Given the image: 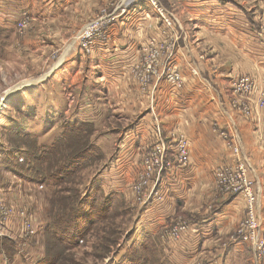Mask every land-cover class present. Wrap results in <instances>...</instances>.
Masks as SVG:
<instances>
[{"label":"rangeland","instance_id":"1","mask_svg":"<svg viewBox=\"0 0 264 264\" xmlns=\"http://www.w3.org/2000/svg\"><path fill=\"white\" fill-rule=\"evenodd\" d=\"M30 1L23 2L28 9L20 12L19 8L15 10L11 6L9 9L15 11L8 14L12 27H0V264H39L45 256L55 260L53 264H135L136 260L139 264H224L226 256H229V264H244L243 260L248 261V258L246 264H263L264 256L258 263L255 261L253 245L263 239L264 229H249L248 235L253 232L254 239L232 243L231 235L239 233V221L219 232L201 227V222L192 221L186 210L181 211L178 202L176 206L169 202V198L180 195L181 183L177 178L180 169H185L175 161L171 138L186 135L179 127L167 126L161 120L162 115L171 112H163L157 94L165 95L172 102L179 100L187 84L184 72H189L194 79H202L198 64L201 60L213 69L226 72L227 65L234 63L227 59L226 52L224 58L216 60V48L220 46L198 44L190 16L176 0H157L170 24L162 20L149 2L147 6L152 11L144 8L138 12L125 7L133 0H81L52 22L51 16L40 20L35 15L37 7H32ZM236 1L250 9L255 19L253 24L256 21L264 35V6L259 0ZM116 6L119 8L114 9ZM152 14L161 22L155 24L154 33L147 32L157 19L154 20ZM102 15L118 19L110 21L114 23V35L97 40L92 51L82 53L75 36L90 20ZM185 38L189 46L191 40L194 42L192 46L197 56L190 58L184 53L181 45ZM115 50L118 55L101 57L96 53ZM73 66H77L78 71L71 80L75 79L78 87L63 82L66 81L63 70ZM167 68L183 79L180 87L165 78L163 72ZM239 76L252 83L249 97L233 94L232 85L226 84L229 100L225 107L229 105L232 109L234 98L236 105L244 101L254 111L258 90L264 86L263 77L255 71ZM86 86H90L88 94H85ZM191 108L186 110L190 113ZM234 112L237 117L252 115L250 112L244 116L236 108ZM139 113L140 116L150 114L151 121L139 123ZM71 123H87L89 131L86 135L83 130L72 131L71 147L61 146L55 155L40 158L39 145L49 148L62 136L64 126ZM211 125L210 129L217 132L213 120ZM29 137L36 140H26ZM89 143L95 147L91 159H85L76 172L66 177L69 179L54 183L41 176L34 177L37 172L46 173L48 163L51 169L50 164L83 154ZM161 143L166 145L165 160L170 164L161 169H148L150 153ZM9 152H14L15 158ZM189 159L187 166H190ZM217 167L210 183L202 185L209 192L207 197L201 186L189 191L192 198L200 202L203 199L206 206L216 201V197L225 195L214 182ZM249 177L254 182L257 206L258 192L264 194V180L258 175L257 186V179L250 174ZM91 191L94 215L84 224L89 225L88 229L76 243L68 245L70 250H63L50 238L46 226L57 216L67 215L71 203ZM243 199L246 213L247 200ZM102 205L106 206L104 216L97 217ZM159 208H167L164 220L168 225L163 224V229L146 234L141 226L151 224L153 221L149 218L154 220L151 209ZM244 213L241 220L246 221L248 217ZM257 217L259 224H264V219ZM174 231L177 238L171 236L175 235ZM212 231L214 233L210 234ZM204 236L206 241L201 240ZM194 240L203 246L190 249L192 246L188 247L187 242ZM173 244L181 247L178 250ZM236 244L241 249L236 251L238 255L234 259ZM171 250L172 256L169 255ZM182 253L185 262H170L173 257L180 259Z\"/></svg>","mask_w":264,"mask_h":264},{"label":"crops","instance_id":"2","mask_svg":"<svg viewBox=\"0 0 264 264\" xmlns=\"http://www.w3.org/2000/svg\"><path fill=\"white\" fill-rule=\"evenodd\" d=\"M24 1L27 2L28 0H0V27H4L5 29H10L12 27L13 22L10 21L8 14L15 11L9 8L11 6H13L15 10L19 8V12L28 9V5L24 7ZM176 1L188 12L192 20L191 25L198 34L197 39H195L198 44H211L215 45V48L217 44L220 48H216L218 52L215 53L214 59L218 60L224 58L226 52L227 59L234 63L227 65L226 72L224 70L220 72L219 69L210 67V64L209 66H207L206 63L204 64L203 60H201V62L197 60L202 79H194L190 76L189 72H184L187 77V84L179 100L172 102L167 100L165 95L161 96L159 92L157 94L163 112H171L170 114L165 113L164 115L166 116L162 115L161 120L166 122L167 126L179 127L189 140L190 166L185 167L184 170L180 169V176L177 178L181 183L180 195L178 197L169 198V202L175 203V206L178 202L181 206V211L186 210L188 214L187 217H191L190 219L192 221L201 222V227L207 226L211 227L210 229L224 232V229L234 226L235 223L242 218L244 213L243 197L241 195H224L216 197V201L206 206L203 199L202 202L198 201V199L195 200V198L191 197L189 191L197 186L203 188L202 185H208L212 180L213 170L218 165L230 161L231 150L220 134H217V132L219 133L221 131H225L229 136L231 134L234 137L235 142L239 146L240 158L248 165L250 176H253L255 180L257 179V186L259 182L258 175H260V180H264V146L261 139H259V133L264 129V108L258 114L256 110H254L251 117H237L236 112L230 109L229 105L225 107V103L229 100L226 92V84L228 86L232 85L234 79L241 75V73L250 74L254 71L260 72L263 77L261 80L264 82V35L260 33L257 27L259 24L256 21L255 25L253 24L252 20L254 17L250 9L236 0ZM259 2L264 6V0H259ZM79 3H81V0H38L37 3H35L34 0L30 1L32 7H37L35 15L40 20L45 19L46 16H51L52 22L57 21L63 12H66L69 8ZM125 7H129L131 10L136 9L138 12L142 11L144 8H148L152 11V9L147 6V2L141 0H133ZM118 8L119 6H116L114 9ZM152 16L154 20L157 18L155 14H152ZM116 21H118L117 18L113 22ZM113 22L110 24L109 38L114 35L115 29H113ZM137 22L140 23L142 21L137 19ZM158 22H160L159 18L153 22V25L150 24L151 27L149 26V31L147 32L154 33L157 29L155 24ZM186 41L185 38L182 41L184 45H181L184 53L190 58H193L192 55L197 56V51H195L192 46L194 42L191 40L192 43H190L189 46L186 44ZM190 47L191 50L193 49L192 51ZM96 53L101 54L100 56L102 57V55H118L119 52L115 50L113 53L108 51H97ZM178 56L180 57V55ZM77 71V66L67 67V69L63 70V77L66 80L63 82H68L71 87L72 85L75 86V79L71 80V77L73 75L76 76ZM75 87H78V85ZM195 88H197L198 91H195ZM89 89L90 86L84 88L85 94H88ZM100 89L104 88L101 87ZM254 99L255 97H253V100ZM191 106L194 107L191 108ZM189 107L192 113L186 110ZM175 109H177L178 112H172ZM219 109H221V113ZM140 114L141 113L137 115V121L139 123L151 121L150 114L141 116ZM211 120L217 124V132H213V130L210 129L212 127V125L210 126ZM142 138L144 139L143 136ZM199 187L197 188L199 189ZM202 190L207 197L209 192L205 191L204 188ZM190 199L192 202H190ZM257 201V215L264 219V194L258 192ZM203 206H205L204 209H199ZM166 210L167 208L151 209L154 220L149 218L151 222H153L146 226V223H143V226H141L142 230L144 229L143 231L146 234H153L157 229H163L168 225H165L164 220L168 215ZM198 211H201V213H197ZM198 216V219L193 220ZM166 222L168 223L167 220ZM163 224L165 226H163ZM194 226L195 224L190 225V228L193 229ZM211 233L213 234L214 231L210 232V234ZM204 238L206 237L204 236L201 240H205ZM170 242H172V240ZM187 243L189 245L188 247L192 246L190 249L203 246V244H201V246L198 245V240ZM234 246L236 247L237 244ZM172 247L178 249L181 246L173 244ZM235 247L233 248V252H235L233 253L234 259L235 257L237 258L238 255L236 251L241 249V247H236L237 249L235 250ZM172 252L173 250L169 252V255L172 256ZM241 257H243L242 254ZM175 261L176 263L181 261L185 262L184 253H182L180 259L176 257L170 258L171 263ZM229 262V256H226L224 258V264H229ZM243 262L246 264L249 262V258L248 261L244 259Z\"/></svg>","mask_w":264,"mask_h":264},{"label":"built area","instance_id":"3","mask_svg":"<svg viewBox=\"0 0 264 264\" xmlns=\"http://www.w3.org/2000/svg\"><path fill=\"white\" fill-rule=\"evenodd\" d=\"M145 1L149 2V4L155 9V11L166 24H170V19L166 16L165 9L157 2V0ZM114 18L115 16L102 15L90 20L87 25L82 28L80 34H77L75 36V38H77L76 42L82 53H89L90 51H92V45L97 40L107 39L109 37L108 27L111 23L110 21L114 20ZM163 73L166 75L165 78L170 81L173 86H181L183 79H181L177 72L167 68V71ZM232 87L233 94H238L248 98V94L252 88V83L248 78L238 76L234 79ZM256 100L257 103L254 106V110H256L258 114L264 108V86L259 88ZM238 104L239 105H236V101L234 100V98L231 100V108L233 110L235 108L240 110L245 114L244 116H247L250 114V112H253V109L248 103L241 101ZM217 134H220V136L226 141L228 148H230L232 152L233 160L226 161L225 163H222L217 167L216 172H214V182L218 184L220 190L225 195L240 194L247 200L246 213H244V215L248 218L246 221L241 220L243 218L239 220V233L234 234L233 236L231 235V240L232 243L249 242V238L254 239L253 232L248 235L249 229H264V224H259V222L256 220L258 217L256 193L253 190L254 182L249 177L248 165L240 158L239 146L235 142L234 137L231 134L229 136V134L225 131H221ZM259 139H261L264 146V129L259 133ZM171 140L174 146V154L176 156L175 161L179 165L186 167L189 159L187 137L183 134H180L174 139L171 138ZM150 154L151 159L148 169H161L163 166L170 164V162L165 160V144L161 143V145H156V147ZM245 229L247 230L245 231ZM174 233L175 235L172 234L171 236L177 238L176 231H174ZM253 254L257 263L262 260V257L264 256V236L262 240L254 242Z\"/></svg>","mask_w":264,"mask_h":264},{"label":"trees","instance_id":"4","mask_svg":"<svg viewBox=\"0 0 264 264\" xmlns=\"http://www.w3.org/2000/svg\"><path fill=\"white\" fill-rule=\"evenodd\" d=\"M80 130H83V132L85 133L84 135H86L87 131H89V126L87 125V123L66 124L64 126L62 136L56 139L49 148L45 149L39 145V149H37L41 153H39V157H42L44 159L46 158V156H52L53 154L55 155L57 150H59L61 146H64L65 149L71 147V132L76 131V133H78V131ZM26 140L33 141L36 140V137H29L26 138ZM94 151V145L89 143L86 146V150L83 154L69 156L65 160L59 162V164L58 162L55 164H50L51 169H48V163L46 168L48 171H45L46 173L37 172V174H34V177L41 176L42 178L50 180L54 183L60 182V180L64 178L69 179L66 177H69L71 173L76 172L80 168V166H82V162L85 159H91ZM8 154L11 157L15 158L14 152H12V154L9 152ZM35 181H39V179H36ZM92 190L94 191V189ZM90 197H92V191L89 192V194H87L85 197H80L79 199H77V201L71 203V207L69 208L70 211L67 215L63 214L57 216L56 218L51 220V223L46 226V230L48 231L50 238L55 240L63 250H66L68 248V245L76 243L79 236L81 234H84V230L88 229L87 227L89 225L86 227V225L84 224L85 222L88 224L94 215V213L91 211L92 201L90 200ZM105 209L106 206L102 205L100 210L98 211L97 217H103ZM69 214L71 215L70 219L66 222H63ZM52 227H55L56 229H51ZM54 261L55 260H51V258L45 256V258L42 259L39 264H53ZM135 264H139L137 260L135 261Z\"/></svg>","mask_w":264,"mask_h":264},{"label":"bare ground","instance_id":"5","mask_svg":"<svg viewBox=\"0 0 264 264\" xmlns=\"http://www.w3.org/2000/svg\"><path fill=\"white\" fill-rule=\"evenodd\" d=\"M171 168V167H170Z\"/></svg>","mask_w":264,"mask_h":264}]
</instances>
